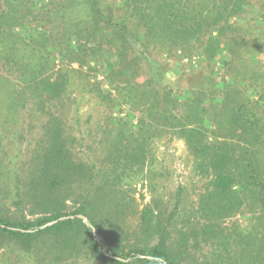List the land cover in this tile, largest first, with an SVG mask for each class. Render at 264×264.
<instances>
[{
    "label": "trees",
    "instance_id": "16d2710c",
    "mask_svg": "<svg viewBox=\"0 0 264 264\" xmlns=\"http://www.w3.org/2000/svg\"><path fill=\"white\" fill-rule=\"evenodd\" d=\"M42 1L48 5L38 8ZM114 6L113 0H0V106L20 109L27 93L43 109L61 100L72 75L67 66L49 74L54 49L70 63L95 57L106 67L111 65L110 70L118 69V76L128 79L126 86L117 88L121 102L139 110L142 117L137 137L131 135L124 145L115 146L113 171L125 167L116 178L137 173L133 168L147 156L144 147L154 131H176L201 175L209 179L197 212L206 224L194 235H202L210 243L207 246L216 248L219 255L213 256L214 261L230 259L226 245L232 240L216 230L214 218L232 217L247 196L261 211L264 227V182L257 165L264 150V85L260 87L252 73L253 58L264 54V0H124L120 7ZM56 19L62 25L60 37L40 33L41 40L30 39L16 31L45 29ZM105 42L109 47L104 48ZM155 51L198 53L211 73L203 78L204 84L188 85L177 97L179 92ZM113 57L117 64H111ZM218 66L225 77L217 80ZM141 78L143 82H137ZM16 85L23 86V92H17ZM210 112L215 129L223 133L222 141L218 134L210 138L205 130ZM221 112L227 122L222 130ZM60 123L57 117L50 121L48 141L41 148L36 173L28 179L25 197L20 190L14 196L18 208L32 199L33 213L43 216L29 220L0 215V248L7 240L15 241L30 253L38 240L51 235L63 237L67 244L85 237L92 257L103 264H184L189 239L181 238L182 250L176 253L169 243L172 217L164 220L146 207L141 229L153 242L126 251L118 244L120 238L98 220L87 197L76 211H64L65 191L96 176L73 158ZM68 216L73 218L64 219ZM245 251L254 264L264 256V241L250 243Z\"/></svg>",
    "mask_w": 264,
    "mask_h": 264
},
{
    "label": "rangeland",
    "instance_id": "374dc122",
    "mask_svg": "<svg viewBox=\"0 0 264 264\" xmlns=\"http://www.w3.org/2000/svg\"><path fill=\"white\" fill-rule=\"evenodd\" d=\"M123 1L113 0L114 7H120ZM45 4L48 5V1L38 3V8ZM238 19L244 20V17ZM61 26L59 19H56L45 29L18 27L16 31L30 39L41 40L40 33H46L44 37H60ZM106 47H109L107 42L104 43ZM108 50L111 52L112 48ZM50 53V75L63 66L71 70V85L61 100L43 109L27 93L25 105L20 109L14 111L0 106V215L10 219L26 217L29 220L43 216L33 213L36 208L32 199L26 200L23 207L18 208L14 204V196L20 190L18 192L25 197L28 179L36 173L41 148L48 141L50 121L57 117L61 120L64 139L73 158L87 164L93 178L96 176L95 180L88 178L89 182L72 185L67 191L63 188L65 194L61 202L65 212L76 211L87 197L98 220L106 230L113 231L120 238L119 246L127 251L146 247L153 242H148L141 229V213L149 207L161 214L164 220L172 217L169 243L176 253L182 250L181 238L188 237L187 250L190 254H183L184 264H253L246 257L245 250L250 243L264 241L259 208L244 196L243 205L232 217L223 215L214 218L216 230L232 240L230 245H226V252L231 254V258L221 257L223 262L214 261L213 256L219 255L216 248L207 246L210 243L206 244L202 235H194L206 224L197 217V212L209 179L197 169V162L188 152L184 140L176 131H154L144 147L147 156L133 168L137 173L130 177L125 173L121 179L116 178L125 167L113 171L115 146L124 145V139L131 135L137 137L138 121L142 117L139 110L121 102L117 88L126 86L128 79H121L118 69L110 70L111 65L106 67L102 59L88 57L84 61L74 60L70 63L63 59L60 50L54 49ZM154 55L165 66L168 77L179 92L177 97L188 85L204 84L203 78H208L211 73L210 68L201 62L203 56L198 53L155 51ZM111 64H117V58L113 57ZM215 73L217 80L225 77L224 69L220 66ZM252 73L255 82L262 87L264 54L253 58ZM137 82H143V78ZM15 88L17 92H23V86L16 85ZM249 93L257 98L253 90ZM213 113L207 115L205 130L210 138L218 134L222 141L223 133L215 129ZM221 114L224 121L219 128L222 130L227 122L223 112ZM257 165L261 181L264 182V150L257 158ZM128 168H131L130 164ZM93 233H96L95 229ZM96 240L100 242L97 234ZM226 241L220 243L225 245ZM0 264L103 263L92 257L85 237L67 244L63 237L51 235L38 240L30 253L23 252L15 241H5L0 248ZM254 264H264V256L255 259Z\"/></svg>",
    "mask_w": 264,
    "mask_h": 264
},
{
    "label": "water",
    "instance_id": "95a60500",
    "mask_svg": "<svg viewBox=\"0 0 264 264\" xmlns=\"http://www.w3.org/2000/svg\"><path fill=\"white\" fill-rule=\"evenodd\" d=\"M80 218H82L83 220H85V218L83 216H79ZM73 217H68V219H71Z\"/></svg>",
    "mask_w": 264,
    "mask_h": 264
}]
</instances>
